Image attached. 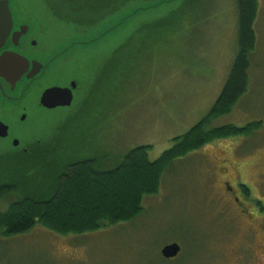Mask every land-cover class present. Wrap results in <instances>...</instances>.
I'll use <instances>...</instances> for the list:
<instances>
[{
    "label": "rangeland",
    "instance_id": "374dc122",
    "mask_svg": "<svg viewBox=\"0 0 264 264\" xmlns=\"http://www.w3.org/2000/svg\"><path fill=\"white\" fill-rule=\"evenodd\" d=\"M15 1L18 16L37 17L35 25H48V35L56 40L69 38L70 25L59 21L44 1ZM50 1L65 11L62 4ZM182 2L132 1L94 31L77 32L78 42L92 40L77 46L81 86L77 111L71 108L63 117L35 115L25 126L33 141H54L65 134L71 141L77 139V159L100 158L101 167L111 169L138 147H152L149 159L157 161L174 139L203 121L219 99L238 54L236 0H197L195 12L186 9L187 17L177 31L172 27L173 33L151 40L141 35L123 47L142 26L151 30L160 19H173L182 11ZM177 4L179 9H174ZM255 29L249 90L231 114L212 127L261 124L250 137L232 138L240 144H232L237 159L248 163L246 177L258 182L264 175V0H259ZM112 59L101 75L103 64ZM220 141L171 165L159 193L144 199L143 213L132 222L68 236L37 225L26 234L0 237V264H231L235 254L245 255L247 240L246 233L226 228L217 205L218 177L211 166L222 156ZM5 146L0 141V155ZM16 198L0 200V212ZM172 243L182 251L167 260L162 250ZM253 245V262L264 264V243L258 238Z\"/></svg>",
    "mask_w": 264,
    "mask_h": 264
},
{
    "label": "trees",
    "instance_id": "16d2710c",
    "mask_svg": "<svg viewBox=\"0 0 264 264\" xmlns=\"http://www.w3.org/2000/svg\"><path fill=\"white\" fill-rule=\"evenodd\" d=\"M42 1L59 21L70 25V31L83 35L94 31L129 2L137 0H54L62 4L65 11L50 0ZM192 1L183 0L182 11L173 19H160L155 29L142 30V26L123 47L141 35L151 37V40L171 34L173 29L177 31L187 17L186 9L195 12L193 3L197 0ZM236 4L238 54L219 99L203 121L187 134L174 139L172 148L157 161L149 159L152 147H138L124 155L111 169L102 168L100 158L77 159V139L71 141L62 133L54 141H32L27 152L1 153L0 181L4 182H0V200L10 195L17 198L7 211L0 212V237L26 234L37 225L68 236L85 235L132 222L143 213L144 199L159 193L164 174L176 161L216 141L250 137L261 129L260 123L242 128L234 125L212 127L216 120L231 114L247 94L251 83L259 0H236ZM176 8L179 9V4ZM171 21H176L173 26L169 24ZM106 62L102 67L103 74L113 59Z\"/></svg>",
    "mask_w": 264,
    "mask_h": 264
},
{
    "label": "flooded vegetation",
    "instance_id": "af4514ba",
    "mask_svg": "<svg viewBox=\"0 0 264 264\" xmlns=\"http://www.w3.org/2000/svg\"><path fill=\"white\" fill-rule=\"evenodd\" d=\"M13 10L15 13V26L12 33L21 35L19 41L13 40L10 35V38L5 43H0V46H2L0 48V59H8L9 57L7 62L3 63V65L0 64V66H4V68L10 67L11 70L17 71L18 61L11 56L14 53L25 56L30 63L34 59L45 60L44 68L40 73L41 75L44 74L43 79L37 82L34 87H31L27 94L23 90L36 80L32 79L30 71L38 70V68L31 67L22 82L20 84L17 82L15 86L9 83L3 76H0V122L9 127V136L4 139L0 138V141L6 144L3 153L15 154L16 152H27L32 146L33 135H29V130L25 126L29 124L28 122L33 121L35 115L46 112L63 117L70 112L71 108H75L74 111H77L78 86L77 50L65 48L63 44L67 40L61 42L62 39L56 40L55 35L49 36L48 25L41 24L36 26L35 21L39 22L37 17L18 16L19 13L16 10L15 4ZM50 24L53 23L50 22ZM23 25L29 28L23 30ZM52 26L50 27L52 28ZM69 32L70 34L74 33L77 35V31ZM59 47H62V53L59 54L56 61L45 71L49 65L50 57ZM93 52L95 53V51ZM102 74L103 72H101ZM27 76H30L29 79ZM53 87L69 89L71 91L73 103L70 107L49 109L41 104L43 93ZM24 117L25 119H23ZM16 140L20 142L18 146L15 145ZM235 141L237 140L226 139L220 141V144L223 145L221 149L223 151L222 156L220 160L214 161L211 166L218 177L214 186L219 191L216 201L226 228L235 233L240 231L246 233L245 239L247 241L243 243L246 248L245 255H242L241 252L238 255L235 254L231 258L233 260L230 263L256 264L253 262V253L255 252V245L253 244L258 238L264 243V175L259 177L258 182L251 181V179L246 177L248 163L237 159L235 146L232 145L236 143ZM207 238L209 236L205 237L204 242L207 241Z\"/></svg>",
    "mask_w": 264,
    "mask_h": 264
},
{
    "label": "water",
    "instance_id": "95a60500",
    "mask_svg": "<svg viewBox=\"0 0 264 264\" xmlns=\"http://www.w3.org/2000/svg\"><path fill=\"white\" fill-rule=\"evenodd\" d=\"M179 0H162V1H154L156 5H164L168 4L170 2H175ZM15 0H0V43H5L9 38L10 35L12 36L13 40L19 41L21 34H13V28L15 26L14 23V17L15 13L13 10V6L15 3ZM29 24V23H28ZM30 25V24H29ZM23 30L28 29L29 27L26 25L22 26ZM26 33V32H25ZM76 34L72 33L69 35V40L66 39V43L63 44L65 48H68V50H77V46L80 44H83L86 46L87 44L91 43L92 40L89 39L86 42H78L77 37H75ZM101 36V35H100ZM61 42H64V40H61ZM62 46V47H63ZM2 46H0L1 48ZM62 47H59L56 49V51L52 54L50 57L49 65L45 69L48 70L51 64H53L56 59L59 57V54L62 53ZM87 49V48H84ZM81 49V50H84ZM15 59L18 61V70L13 71L9 68H4L0 66V76H3L9 83H11L13 86L18 82L20 84L22 80L25 78L28 70L33 68H38L35 70H31V77L32 79H36L34 83H31L28 88H25L23 91L27 94V92L30 90L31 87H34L37 82H39L41 79H43L44 74L41 75V70L44 68V62L45 60H37L34 59L32 63L29 62V60L25 56L17 55V54H11ZM9 59V57H8ZM8 59H0V64L3 65V63H6ZM3 74V75H2ZM30 76H27L29 79ZM75 85V84H73ZM81 90V86L79 83L78 91H77V98L79 96V91ZM73 103V95L69 89L59 88V87H53L50 89H47L41 98V104L49 109L56 108V107H70ZM25 119V117L23 118ZM9 136V127L5 125L4 123L0 122V138H7ZM34 138L32 139V141ZM20 142L18 140L15 141V145L18 146ZM181 252V246L178 243H172L162 250V255L165 259H174L176 258Z\"/></svg>",
    "mask_w": 264,
    "mask_h": 264
}]
</instances>
